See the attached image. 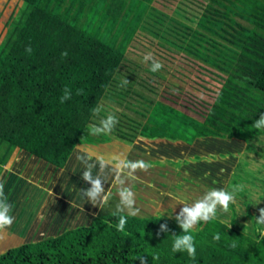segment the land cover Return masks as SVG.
Returning a JSON list of instances; mask_svg holds the SVG:
<instances>
[{
	"label": "trees",
	"instance_id": "16d2710c",
	"mask_svg": "<svg viewBox=\"0 0 264 264\" xmlns=\"http://www.w3.org/2000/svg\"><path fill=\"white\" fill-rule=\"evenodd\" d=\"M237 1V9L209 10L225 19L237 13L252 24L235 20V27L221 29L229 51L187 48L224 71L218 73L222 84L213 101L196 112L200 118L157 100L143 121L128 124L131 133L92 135L89 125L99 123L93 109L100 108L117 76L139 73L141 63L134 61L129 69L130 49L123 39L84 21L83 0H0V173L16 150L60 169L80 144L117 138L129 143L133 136L248 143L264 134L253 127L264 113V0ZM29 46L31 53L25 50ZM161 70L168 72L165 66ZM65 88L71 98L62 103ZM101 210L88 224L7 247L0 264H141L140 258L146 264H264V235L255 219L253 234L236 226L237 214L230 222L200 221L183 233L165 216L101 215ZM120 216L127 221L123 231L117 229ZM162 224L167 232H159ZM184 234L194 238L195 258L172 251L175 237ZM217 234L220 239L214 240Z\"/></svg>",
	"mask_w": 264,
	"mask_h": 264
},
{
	"label": "rangeland",
	"instance_id": "374dc122",
	"mask_svg": "<svg viewBox=\"0 0 264 264\" xmlns=\"http://www.w3.org/2000/svg\"><path fill=\"white\" fill-rule=\"evenodd\" d=\"M83 2L85 5L81 11L84 21H87L92 28H101L106 36L118 34V39H123L126 47L130 49L127 52L129 69H134V61L141 63L139 73L125 71L117 76V80L101 101V111L97 114V120L100 121L108 114H114L119 121L114 128L115 132L124 130L126 133H131L128 124L132 120L143 121L150 106L157 100L173 104L200 118L196 112L203 110L207 103L213 101L215 93L222 84V77L218 73L224 71L187 48L195 47L207 53L218 50L229 51L227 46L230 43L220 35L223 33L221 29H224L226 24L235 27L236 22L252 25L237 13L232 12L227 19L209 13V10L216 8L220 9L218 11H225L226 8L237 9L241 5L237 0H83ZM206 12L208 14H205ZM218 42L225 44L226 47L218 46ZM149 53L152 58L145 62L144 56ZM154 60L165 66L168 72L161 69L150 71ZM123 80H127L128 84L121 86ZM122 115H125L123 121L120 119ZM110 134L113 135L112 132ZM137 139V136H133L129 143L136 144ZM231 141L229 139L197 140L194 149L197 150L196 154H199V157L196 158L204 161L201 163L203 168L204 165L207 167L209 164L207 168L211 169V173L205 175L169 173L170 166L175 170L183 161L173 159L161 161L143 152L142 156H144L141 158L154 167L151 166L147 171L140 170L143 173H135L137 177H126V174H121L119 177L124 181L123 187H128L134 192V207L138 209L135 216H165L177 224L174 217L180 212L184 203L191 206L195 200L213 188L231 191L234 186L242 185L243 189L236 193L235 201L229 204L227 211L218 206L216 217L230 222L237 214L236 226L253 234L255 228L252 219L257 220L258 210L264 208V134L248 143ZM125 142L127 143V140ZM184 142L193 144L190 140ZM140 143L145 142L142 140ZM97 144L99 143L95 145ZM157 144L162 146L163 153L170 155L169 145L160 142ZM159 146L153 150L157 151ZM208 150L212 151L210 158L214 160L204 157V154H208ZM219 150L222 151L217 154ZM232 150L235 151V155L228 152ZM30 157L33 159L32 162L42 161L34 156ZM90 158L93 160V157ZM71 160H74L72 164L77 162L82 165L77 158ZM91 160L89 163H96L95 160L92 162ZM49 166L51 168L48 169L53 171L52 173L24 175L3 173L4 169L1 171L0 183L7 184L6 188L5 184L3 185V191L8 203L12 205L10 214L14 219L11 226L0 229V252L25 241L56 236L66 227L76 226L82 218L86 219L92 215L90 212H84L88 209L82 207L84 209L82 210L80 207L86 200L82 197V204L80 203L82 186L74 189L72 185L73 180L77 179L74 176H79L84 171V165L81 168L75 167L80 173L70 171V166L67 165L64 168L65 173L71 172L74 176L67 177L68 183L62 185H60L62 177L57 178L58 169ZM98 166L99 164H96V167ZM96 167L93 169L94 176L100 171L99 167L97 169ZM155 168L156 171L153 172ZM112 174L108 175V180ZM32 177H34L33 182H31ZM113 185L115 186L112 187L107 202L100 206L101 215L117 212V207L120 205L121 185L118 178ZM11 186L12 188H7ZM53 189L59 192L58 197L52 194ZM246 202L250 206H247ZM248 207L251 215L246 212ZM119 213L130 214L127 209ZM93 215L96 216L97 213ZM258 224L257 230L264 235V223ZM197 226L196 224L194 228Z\"/></svg>",
	"mask_w": 264,
	"mask_h": 264
},
{
	"label": "clouds",
	"instance_id": "9594fccd",
	"mask_svg": "<svg viewBox=\"0 0 264 264\" xmlns=\"http://www.w3.org/2000/svg\"><path fill=\"white\" fill-rule=\"evenodd\" d=\"M25 50L29 53L32 51L30 46ZM62 56H67V52H63ZM150 58H152L151 53L144 56V61L147 62ZM162 67L163 65L159 61L154 60L150 71L155 72ZM126 84H128V81L123 80L121 86ZM70 98L71 95L69 94V89L65 88L64 95L61 97V102L63 103ZM100 111L101 109L99 107L93 109V112L97 114ZM118 122V118L114 114H108L106 117L100 119L98 124L89 125V132L92 135L110 134ZM253 127L256 129H264V113H261L259 118L255 119ZM76 158L84 165V171L81 174V179L90 185V187L80 189L82 197L86 198L93 205H96L97 203H106L109 198L105 195L104 187L107 177L102 178L99 174L94 176L93 169L96 167L97 163L99 164L100 170L108 168L109 165L113 164V160L105 159V157L99 156L96 163H89L90 157L86 154L77 155ZM151 166L152 165L150 163L143 160L128 161L126 159L117 160L115 165V167L119 168L121 171L127 169L130 170V172H135L137 169L147 171ZM118 180L121 188L119 189L120 205L117 207V212H122L124 209H127L130 214L135 215L138 212V209L134 207V192L128 187H123L124 181L122 179H119L118 177ZM242 189V185L234 186L231 191L222 188L210 189L201 198L195 200L191 206L184 203V206L181 208L180 212L176 214L174 219L183 233H189L190 229H192L198 222H208L215 219L218 206L224 211H227L229 204L235 201L236 193ZM11 211L12 205L8 203V198L4 195L3 183H0V229L11 226L13 223L14 218L10 214ZM258 211L259 217L256 218L257 223H264V208H261ZM126 223V218L124 216H120L117 229L119 231H123ZM167 231L168 227L166 224L160 225L159 232ZM213 239L219 240L220 237L217 234L214 235ZM232 246L235 247V244ZM172 251L174 253L186 251L190 258H195L196 248L193 236L191 234L176 236L172 244ZM140 261L141 264H146L144 258H140Z\"/></svg>",
	"mask_w": 264,
	"mask_h": 264
},
{
	"label": "crops",
	"instance_id": "0c3cea01",
	"mask_svg": "<svg viewBox=\"0 0 264 264\" xmlns=\"http://www.w3.org/2000/svg\"><path fill=\"white\" fill-rule=\"evenodd\" d=\"M201 139L202 138L196 139L193 142V144L189 145V144H186L184 142V140H181V139L170 140V139L164 138V139L146 140V139H143V138L138 136L137 141H135L136 144H133V145H131L130 143H126L125 141H121L119 139H112L108 142L99 143L97 145H95V144H83V145L80 144L76 147L75 151L72 153L70 161L68 163L70 168L69 167L68 168L70 169V171H76L75 167L81 168L83 166V164L80 165L79 163L77 164V162H76V164H74V163L72 164V162L74 160H71V159H75L77 155H85L86 154L89 157H93V160H91V158H90L91 162L94 160H95L94 162H96L97 158L99 156H103V157H105V159H112L113 160L112 165H109L108 168L100 170L99 173L95 174V175L99 174L102 178H104L106 173H108L105 176L108 178V175L110 173H113L112 177L109 180L107 179L105 182V185H104L105 195L109 196L112 187L115 186V185H113L114 181L117 180V178L120 177L121 174H126L127 175L126 177H137L136 176L137 173H143V172H140V169H137L135 172H130V170H127V169L121 171L119 168L115 167L117 160H124V159L129 160V161L143 160V158H141L144 156V155L142 156L143 152H146L145 155L155 156L152 158L157 157L161 161H167V160H171V159L183 161L182 163H180L181 166L175 170L173 169V167L170 166V172L169 173H203V175H205V173L206 174L211 173V169L207 168L210 165L205 163V164H207V167L204 165L205 168H203L201 163L204 161H201L202 159L200 160V159L196 158V157H199L198 156L199 154H196L197 150L194 149V145L196 144L197 140H201ZM142 140L145 142L144 144L140 143V142H142ZM157 142H160V144L163 143V145H165V144L169 145L170 155L163 153L162 146H159L157 144ZM171 145L174 147H170ZM156 146H159L157 151L153 150L154 148H156ZM134 148H136V149H134ZM132 150H136V151H133L136 153L135 155L133 154ZM221 151L222 150L217 151V154H218V152H221ZM232 151H233V154L235 155V151L234 150H232ZM93 153H95L97 156ZM207 153L208 154H204V157H206V158H210V155L213 154L211 150H208ZM27 156L28 155L25 154L24 152H18V150H16L12 154V157L9 160V162L6 165H4L5 168H4L3 173H22L24 175H27L26 173H30V175H32V173L37 174V173H52L53 172V171H50L48 169L51 167L49 165H46L43 161L32 162L33 161L32 157L28 156V158H27ZM228 156H230V155H228ZM204 157H203V159L206 160V158H204ZM114 159H116V161ZM211 160H214V159H211ZM42 163L44 165H42ZM30 165H33V167H31ZM72 167H73V170H72ZM98 167H96V169ZM153 167L154 166H152V168ZM64 168H60L57 171L58 172L57 178L61 179V177H62V180H61L62 182L60 185L65 184V182L67 184L68 183L67 177L70 178V175L72 176V178L74 176V174H71V172L65 173L66 169H64ZM156 168H159V167H156ZM156 168L153 169V172L156 171ZM192 168H194V169H192ZM25 169H27L28 172L25 171ZM76 172L80 173V171H78V169ZM81 174L79 176H74L77 178V179L73 180V183H72L74 189H76V187H78L80 185L82 186V188H83V186H86V188L90 187L89 184H87L85 181H83L81 179ZM198 176H199V174H198ZM200 177H201V175H200ZM31 179H32L31 182H33L34 177H32ZM78 182H80V184ZM4 184L5 183H3V185ZM6 186H7V184H5V188H6ZM8 186H10V185H8ZM7 188H12V186L7 187ZM6 191H7V189H6ZM49 192H50V190H49ZM58 193L59 192H57L56 189L55 190L53 189L52 194H55L56 197H58L59 196ZM80 197H81L80 203L82 204V201H81L82 196H80ZM100 206H101V203H97L95 206H92V203L86 199L84 201L83 206H80V207L82 210H84L83 208L85 207L88 210L87 211L84 210V212H86V213L90 212V215L91 214L92 215L86 219H85V217L82 218V220H81L82 223L80 222L76 226L88 224L90 222V220L92 219V217L94 216L93 214H96V213L98 214L99 210H101ZM63 216H65V215H63ZM70 218L71 217H69V219ZM70 227H75V226H68L65 229L70 228Z\"/></svg>",
	"mask_w": 264,
	"mask_h": 264
}]
</instances>
